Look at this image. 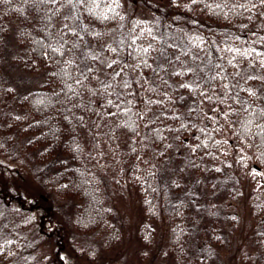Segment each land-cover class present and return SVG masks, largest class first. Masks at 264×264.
<instances>
[{
	"label": "trees",
	"instance_id": "16d2710c",
	"mask_svg": "<svg viewBox=\"0 0 264 264\" xmlns=\"http://www.w3.org/2000/svg\"><path fill=\"white\" fill-rule=\"evenodd\" d=\"M166 3L172 13L202 23L203 29L197 26L194 35L198 52L214 37L220 39L207 86L196 82L195 90L183 92V87L168 90L158 79H152L156 44L151 42L147 26H142L145 21L137 22V34L125 59L116 65L118 79L125 73L128 81L115 83L101 80L93 66L81 72L75 58L76 34L64 19L59 1L0 0V44L14 24L18 44L24 50L18 63L29 72L46 71L44 82L18 97L14 107L1 103L0 150L8 149L17 134L23 138L26 151L39 150L40 162L56 161L55 171L46 179L48 189L73 203L74 224L81 234L106 233V249L118 245L120 237L114 209L107 199L109 187L135 192L145 214L138 237L144 247L151 245L154 231L149 221L159 223L162 217L159 167L174 143L188 145L198 175L205 170L217 178L228 173L239 175L251 186L249 202L254 218L259 223L264 219V98L246 85L228 90L242 66L264 72L261 47L248 43L249 33L258 19L264 18V0ZM79 6L83 19L96 27L93 39L102 42L109 28L121 21L125 2L80 0ZM227 28L236 32L226 40L219 31ZM10 92L7 88L6 96ZM27 194L16 189L0 196L15 206L12 209L18 215V229L35 226L41 235L62 240L64 228L48 211L47 197ZM214 196H206L202 203L210 218L201 234L218 243L213 228ZM188 204L196 205L191 198L173 203L167 252L175 264H209L210 257L200 255L193 246L192 231L184 223L193 221ZM233 221L237 227L235 214ZM20 238L16 232L0 242V264H11L21 247L24 250L25 241ZM59 248L57 245L56 253ZM260 261L264 264V258Z\"/></svg>",
	"mask_w": 264,
	"mask_h": 264
},
{
	"label": "rangeland",
	"instance_id": "374dc122",
	"mask_svg": "<svg viewBox=\"0 0 264 264\" xmlns=\"http://www.w3.org/2000/svg\"><path fill=\"white\" fill-rule=\"evenodd\" d=\"M57 1L60 2L64 19L75 31V58L82 73L93 66L101 80L115 83L118 80L128 81L125 73L118 79L116 65L125 59L128 46L137 34V22L145 21L142 26H147L153 38L151 42L156 44L151 74L153 80L158 79L168 90L183 87V92L193 91L196 82L204 86L211 83L215 60L220 51V39L214 37L207 46L200 47L201 51L198 52L194 35L198 31L197 26L203 29L202 23L172 13L166 0H123L125 6L121 21L109 28L102 42L93 39L96 27L83 19L80 0ZM175 3L181 5L182 0H175ZM175 9L180 10V6ZM219 32L227 40L236 31L227 28ZM248 37L249 45L261 47L264 54V18L258 19ZM23 51L17 41V27L11 24L0 44V105L6 102L14 107L18 97L38 88L45 80V70L29 72L21 67L17 59L23 55ZM243 85L257 90L264 98V72L259 68L242 66L228 90L236 91ZM7 88L11 92L6 96ZM14 138L8 149L0 150V196L20 189L32 197H47L45 202L48 211L62 224L65 236L56 241L53 234L50 235L52 238L45 237L35 226L19 230L18 215L12 209L15 206L0 199V242L13 237L16 232L25 241L24 250L21 247L11 264H175L167 252L169 215L175 201H187V198H191L196 207L188 204L191 210H187L191 211L193 221L189 219L184 223L192 231L193 246L198 247L200 255L210 257L209 264H260L264 258V244H260L264 241V219L259 223L253 216L249 202L251 186L248 187L235 173L217 178L206 174L205 170L202 175H198L197 163L189 155L187 144L174 143L172 151L159 167L162 217L159 223L149 221L154 231L149 247H144L138 237L145 214L135 192L128 188L121 191L114 187L108 188L107 199L114 209L120 237L118 245L106 249V233L93 231L81 234L74 224L73 203L58 198L48 189L46 179L55 171L56 161L40 162L39 150L26 151L23 138L17 134H14ZM213 194L215 207L212 208L216 212L213 228L218 233V243L211 242L201 234L210 218L207 217L209 211L202 203L206 196ZM234 214L239 220L237 227L233 223ZM257 234L260 235L258 240ZM56 244L60 247L57 253Z\"/></svg>",
	"mask_w": 264,
	"mask_h": 264
},
{
	"label": "snow or ice",
	"instance_id": "6c2138e0",
	"mask_svg": "<svg viewBox=\"0 0 264 264\" xmlns=\"http://www.w3.org/2000/svg\"><path fill=\"white\" fill-rule=\"evenodd\" d=\"M146 51V50H145ZM118 75V74H117Z\"/></svg>",
	"mask_w": 264,
	"mask_h": 264
}]
</instances>
